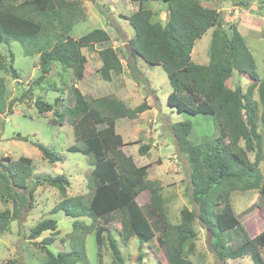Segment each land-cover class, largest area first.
Instances as JSON below:
<instances>
[{
    "label": "trees",
    "instance_id": "trees-1",
    "mask_svg": "<svg viewBox=\"0 0 264 264\" xmlns=\"http://www.w3.org/2000/svg\"><path fill=\"white\" fill-rule=\"evenodd\" d=\"M130 1L140 4L137 11L126 17L133 30V37L128 40L130 56L141 58L151 66H162L173 89L166 98L169 108L189 115H208L217 123L219 135L211 140L207 138L200 145L189 140L192 129L189 122L171 126L178 150L188 159L190 201L197 205L198 212L195 214L183 207L179 222L169 224L160 182L138 177V167L122 150L111 123L122 118L134 120L151 107L144 101L128 108L112 95L88 99L73 85L69 90L72 104L62 109L61 121L57 122L69 119L74 144L66 151L80 153L87 158L93 167L89 179L93 190L86 202L80 196H66L69 181L64 175H43L37 179L36 186L45 183L56 188L62 197L51 212L62 211L74 219L67 234L71 248L67 252L53 254L46 248L58 234L54 220H42L30 229V239L45 231L52 232L41 241L45 259L40 264H85V237L92 230L97 246V264H102L100 249L104 246L103 235L115 218L120 224L119 236L123 242H128L133 236L139 239L140 244L154 239L163 250L167 264H193L185 256L195 249V219L213 236L210 246L219 261L249 256L254 264H264V257L258 253V248L264 249V238L247 236L230 203L232 191L259 189L262 182L261 193L264 194V181L257 170L262 143L259 124L264 128V78L258 77L254 58L236 26L229 24L224 27L220 12L215 7L202 5L203 2L218 4L226 0H161L166 8L165 21L156 20L152 10L142 7L152 0ZM80 6V2L68 0H0V45L16 40L22 45L25 55H38L40 74L35 80L37 83L45 79L52 65L71 69L75 80L80 81L86 63L82 50L93 51L97 44L104 46L97 51L101 63L97 72L103 81L109 82L112 75L123 72V66L118 52L105 46L110 40L108 33L94 29L78 39L70 36L73 25L85 17ZM210 28L208 64H194L191 60L193 46ZM13 62L11 55L9 72L17 80ZM7 68L0 53V71H7ZM136 70L135 65L130 66L133 77ZM234 72L245 75L250 81L245 92L240 86L234 89L227 87L226 82ZM254 90L258 100L253 98ZM17 101H6V86L0 77V114L12 112ZM59 101L56 98L53 104H49L36 99L34 105L39 114H45ZM33 144L47 162L60 161V157L47 147ZM149 149L148 145H143L138 151L143 154ZM249 154L255 156L253 162ZM32 175L30 158L20 157L16 161L0 159V197L10 200L13 205L11 210L0 211V233L7 231L12 220L19 219L26 202L31 200L34 189L28 187L27 180ZM23 191L27 192V198ZM145 191L149 193L150 205L156 212L152 220L146 217L137 201ZM80 217L89 218L92 223L88 225L79 221ZM233 230L245 238V242L236 248L227 242L228 232ZM107 242L112 264H125L117 241L107 235ZM138 259H142L140 254ZM3 264L17 263L8 259Z\"/></svg>",
    "mask_w": 264,
    "mask_h": 264
},
{
    "label": "rangeland",
    "instance_id": "rangeland-1",
    "mask_svg": "<svg viewBox=\"0 0 264 264\" xmlns=\"http://www.w3.org/2000/svg\"><path fill=\"white\" fill-rule=\"evenodd\" d=\"M68 1L80 2V7L85 16L83 21L73 25L70 31V36L73 39H78L94 29H103L111 38L109 42L111 40L115 42L114 44L110 43V45L118 52L119 57L128 53V40L133 36V30L126 17L137 10V2H130L129 0ZM243 4L248 6L245 8ZM142 7L152 10L157 20H163L166 17L165 4L161 0L147 1ZM232 7L235 8L232 9ZM215 8L222 16L224 27L229 24L235 25L238 32L241 33L254 58L258 77L263 79L264 0H226L215 5ZM211 31V28L208 29L195 42L191 53L194 64H207ZM94 47L91 52L95 51L98 57L97 51L104 46L101 47L97 44ZM0 53L6 66H8L7 71H0V77L3 78L6 86V101L18 100L12 107V112L0 114V159L9 158L16 161L20 157L30 158L33 175L27 180V185L34 189L33 196L31 200L26 202L19 219L12 220L7 231L0 233V264L8 259H14L17 264H40L45 259L41 241L49 237L52 232L45 231L39 237L30 239V229L42 220H54L58 234H55V240L46 248L53 254L60 251L67 252L71 249L67 234L72 229L74 219L65 216L62 211L51 212L62 197L56 188L49 187L45 183L36 186L37 179L43 175L49 177L64 175L69 181L66 196H80L86 202L93 190L89 183L90 172L93 167L87 158L80 153L66 151L67 147L74 144L72 128L68 125L69 119L62 120L63 124L58 123L61 121L59 117L62 109L72 104L69 90L77 81L71 69L55 65V68L50 69L44 80L39 83L35 82L40 74L38 55H25L22 45L16 40L0 45ZM84 53L88 58L89 66L92 68L97 60L92 58L89 54L90 51L84 49ZM11 55L14 57L12 66L18 74L17 80L13 79L9 72ZM136 60L139 70L136 68L137 72H133L136 76H131V78L139 83L142 92L146 95H149L147 85L153 84L149 90L158 97V103L154 100L152 102L155 111L146 112L134 120L117 119L111 124L114 125L123 152L130 156L138 167L137 176L160 182L161 195L165 199L166 220L169 224L176 225L179 222L180 211L183 207H187L195 214H197L198 208L196 204L190 201L191 170L188 159L185 154L178 150L171 132V126L179 122H189L192 126L189 140L196 145H200L207 138L209 140L216 138L219 131L216 121L208 115H189L184 112L178 113L169 108L165 98L173 89L162 66H151L141 58H136ZM86 79H90L89 75ZM86 79L82 84L85 86L88 84L89 89H87L92 93L86 96L82 95L88 99H92L90 96L94 93L101 96L111 89L109 85L112 86V84H106V88H100L98 85L89 84ZM226 85L232 89L240 86L245 92L250 81L245 75L234 72L227 80ZM79 89L83 90L81 86ZM56 98H59L60 101L53 110L39 114L34 105L36 99L53 104ZM253 98L258 100L256 90L253 91ZM155 112H158L159 115L156 116ZM258 132L261 135L262 143L257 170L262 176V181H264V128L261 124L258 126ZM33 143L47 147L60 157V161L56 163L47 162ZM143 145H148L150 149L146 153L140 154L138 149ZM249 159L253 162L255 156L249 154ZM261 191H263V182L259 189L232 191L230 193L232 210L249 238H264V194ZM23 192L27 198V192ZM137 201L146 217L152 220L156 212L150 205L149 193L147 191L142 192ZM12 208L13 205L10 200L7 201L0 197V211L11 210ZM116 219H113L112 223L107 226L103 235L104 246L100 249L102 264H112L107 235H111L117 241L125 264H167L163 250L158 247L154 239L140 244L139 239L133 236L128 242H123L119 236L120 224ZM78 220L88 225L92 223V220L86 217H80ZM194 229L197 233L194 240L195 249L185 256L187 261L193 264H254L249 256L230 259L225 262L219 261L210 246L213 237L210 232L197 219L194 221ZM227 236L229 238L227 242L232 248H236L245 242L244 236L236 230L229 231ZM223 238L226 239L225 236ZM258 251L264 257V249L260 247ZM85 253V264H97V246L93 230L85 237ZM139 254L142 256L140 260L138 259Z\"/></svg>",
    "mask_w": 264,
    "mask_h": 264
},
{
    "label": "crops",
    "instance_id": "crops-1",
    "mask_svg": "<svg viewBox=\"0 0 264 264\" xmlns=\"http://www.w3.org/2000/svg\"><path fill=\"white\" fill-rule=\"evenodd\" d=\"M130 2H132V1H130ZM137 4H138V8H139V5H140L139 2H137ZM202 5L205 6V7L213 8L217 4H214V3H204L203 2ZM247 6L248 5H245L244 7L246 8ZM244 7H242V8H244ZM138 8H137V10H138ZM234 8L235 7H232V9H234ZM253 9L255 10V8H253ZM235 12H237V11H235ZM159 20L163 21L165 19H163V20L162 19H159ZM131 38H129V39H131ZM110 43L114 44L115 42H112V40H111V42H109L108 45H106V46H110L111 47ZM82 53L86 57V63L84 65V76H83V79L82 80L75 82L74 83V86L77 89H79V87L81 86V88L83 90H80L79 89V91L83 95L86 96V95H90L92 93L91 91L88 90L89 89L88 86H87L88 84L86 86H85V84H82V82H85L86 77H88V75H89V78L90 79H88V80L86 79L89 84H94L95 86L98 85V87H100V88L101 87L106 88V84H112V86L109 85L111 87V89H110L111 92L109 90V92H107L105 94H102L101 96H98L96 93H94V94H92L90 96L91 98L96 99V98H100V97H103V96L112 95V96H115L116 98H118L119 100H121L128 108H134V107L138 106L139 104H141L142 102L145 101L151 108L148 109V110H146L145 112L139 114V117H141L142 115L146 114V112H151V111H153L155 109V107L153 106L152 102L154 100V101H156V103H158L157 102L158 101V97L155 96L153 94V92H151L149 90V87L151 85H153V84L147 85V91H148L149 95H146L144 92H142V89H141L139 83L136 82V81H134V80H132V78H131L132 75L130 74L129 67L131 65L132 66L135 65L136 68L138 69V67H137V64H138L137 62L138 61L136 60V58H138V57H136V58L131 57L130 54H129V52L126 55H124V54L122 56L120 55V57H121L120 60H121L122 66H123V72L121 74H119V75H112L111 81L106 82V81H103L100 78V76H99V74L97 72V70L101 66V63H100L99 58L96 55V52L95 51L94 52H91L90 51V53H89L94 60H97L95 62V64L92 66V68L89 66L88 58H87L86 54L84 53V49L82 50ZM191 57H192V55H191ZM206 63L208 64V62H206ZM207 64H204V65H207ZM197 65H199V64H197ZM204 65H202V66H204ZM54 66L55 65H52L51 66V70L53 68H55ZM80 83H81V85H80ZM97 88H96V90H97ZM167 96H168V94L166 95V98H167ZM166 98H165V100H166ZM155 114H156V116L159 115L158 112H155ZM160 114L162 115V113H160ZM72 133H73V130H72Z\"/></svg>",
    "mask_w": 264,
    "mask_h": 264
}]
</instances>
